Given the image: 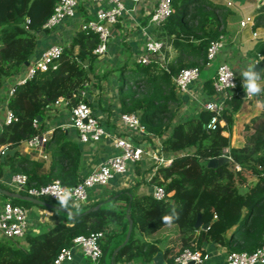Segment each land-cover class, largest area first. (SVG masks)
<instances>
[{
  "label": "trees",
  "instance_id": "1",
  "mask_svg": "<svg viewBox=\"0 0 264 264\" xmlns=\"http://www.w3.org/2000/svg\"><path fill=\"white\" fill-rule=\"evenodd\" d=\"M54 3L55 0H0V87L33 53L38 32L44 29L42 24L51 14ZM228 7L224 0H172V11L162 23L176 48L175 61L169 60L165 68L159 57L150 53L148 62L133 60L119 66L121 111H137L147 130L161 137L162 150L173 154L172 162L157 167L149 179L150 183L164 188L165 197L130 194V188H121L111 196L117 195L123 200L122 204L107 206L102 203L105 199H99L92 204L101 202L97 209L84 212L86 205L68 203L67 208L77 214H68L56 206L36 204L47 210L52 224L38 232L27 230L22 237H0V264H53L58 250L70 245L75 235L107 229L106 240L101 244L102 253L96 262L105 264L104 252H112L125 237L127 212L133 220L131 235L116 251L114 262H150L165 241L168 243L163 251L165 264H174V257L183 248L201 250L203 242L229 245L237 238L239 242L230 252L252 251L264 241V91L254 95L261 102V111L244 125L245 142L240 147L229 146V138L223 134L241 102L239 93L227 94L225 100L229 106L223 107L220 114L225 124L215 129L206 128L211 112L204 108L197 116L176 118L180 99L172 76L181 67H200L206 62L209 41L225 32ZM98 40L94 31H77L70 43L63 46L54 64L37 71L24 83L15 84L6 104L17 119L2 125L0 145L13 148L45 132L46 112L57 98L63 97L70 108L81 100L87 101L80 91L89 80L91 67L87 63L100 55L93 52ZM183 54L190 59L183 58ZM129 83L131 87L124 88ZM204 88L209 94L214 92L212 79L205 81ZM234 88L244 91L240 84ZM261 88L264 89V84ZM67 145L72 147L71 151L59 154V160L66 161L67 166L57 163L56 174L39 172L40 160H26L30 166L20 167L15 162L18 151L8 155L10 168L25 173L30 184H42L54 178L73 184L78 181L76 172L72 171L73 163L78 164V151L73 152L67 140H61L55 151ZM226 147L230 158L208 166L207 160L222 155ZM236 164L240 166L238 169ZM3 165L0 162V176ZM245 185L243 191L241 188ZM0 186L10 188L2 183ZM0 198L25 207L35 204L3 194ZM41 198L55 205L52 198ZM55 201L59 204V200ZM173 209L175 215L166 223L163 217L173 215ZM198 213L206 228L195 226Z\"/></svg>",
  "mask_w": 264,
  "mask_h": 264
},
{
  "label": "crops",
  "instance_id": "2",
  "mask_svg": "<svg viewBox=\"0 0 264 264\" xmlns=\"http://www.w3.org/2000/svg\"><path fill=\"white\" fill-rule=\"evenodd\" d=\"M123 1L128 10L110 26L111 34L106 52L100 54L94 61L87 63L90 64L91 69L89 70V80L84 87L86 92L84 96L93 113L101 120L105 129L111 135L125 134V129L118 119L119 113L122 112L118 97V88H120L121 82L118 74L120 71L119 66L123 62L129 64L130 61L137 60L138 56L146 53L145 42L147 34L163 43L161 51L166 63L171 59L175 61V55L177 54L176 48L172 46V38L168 36L163 23L156 25L149 22L150 14L158 0H140L136 3H132L131 0ZM224 1L229 6L225 17V32L222 33L225 38V45L213 60H206L205 63H201L198 78L189 85L187 90L181 91L175 87L176 95L180 99L176 115L179 120L197 116L200 110L203 109L202 104L204 101L218 97L216 92L207 93L204 83L206 80L212 79L219 61L226 60L231 64L236 73L238 85L243 84L241 74L250 65L257 67L258 70L264 69V0ZM104 5L105 3L103 2L93 0H77V7L73 16L63 19L52 28H44L38 32L37 43L29 59L15 74L6 78L0 87V129L4 124L7 109V92L26 70V67L47 46L55 43H60L63 46L69 44L75 33L82 30L81 24L90 18L97 8ZM245 16H250L252 20L242 26L240 21ZM183 58L190 59V56L183 54ZM160 62L162 64L161 60ZM259 83L260 85L264 84V74L261 75ZM128 86L125 85L124 88ZM234 92L240 94L241 102L233 113L231 124L227 125L223 134L228 136L229 146L240 147L245 142L244 125L253 116L259 114L261 102L254 96H244V91L240 92L237 88H230L227 94ZM228 106L229 103L225 100L224 107ZM219 124H225L221 117ZM43 125L48 140L43 145L41 152L28 147L25 142L16 146L12 154H7L3 160H0V162L4 163L0 183L9 185V179L14 171L10 168L8 155H13L16 151H18V154L15 162L20 167L30 166V163L26 162V160H40L42 163L38 166L39 172L56 174L59 171L57 163L67 166L66 161L59 160L61 158L59 154L69 153L72 147L67 145L61 148L60 151H55V149L59 146L61 140H67L73 146V152L76 149L79 153L78 164L76 165L74 162L72 170L73 174L76 172L78 180L115 151L110 138H103L98 142L81 141L77 129L71 125L70 107L62 100L52 103L46 112ZM154 140L151 137L143 140L146 149H151L154 146ZM228 149L226 147L224 150ZM22 159H25V162ZM53 163L56 164L52 166ZM152 166L153 164L145 157L140 162L130 165L123 174L116 175L110 179L107 185L91 188L88 201L83 204L86 205L84 210L93 206L92 204L99 199H105L102 203L107 206L122 204L123 200L119 199L117 195L111 196L112 192L121 188H130V194H149L153 186L149 179L156 171ZM241 189L244 191L246 185ZM1 202L2 199L0 198V205ZM97 204L100 205L101 202ZM26 208L29 214L28 231L38 232L45 230L52 224L47 218L46 209L36 204ZM110 224L111 226L114 225L113 222ZM116 228L118 231L121 230L120 227L116 226ZM120 236H117V238ZM238 242L237 238L231 240L229 245L221 244L217 241L203 242L200 248L207 255V258L200 264H227L226 256L228 251L236 246ZM167 244L166 241L161 242L160 250H158L162 254L161 264L166 262L163 251ZM111 253L108 251L104 252L105 264L114 262ZM90 262L84 254L75 250L72 259L63 261L61 264H90ZM114 263L156 264L153 257L147 263H139L133 260H118Z\"/></svg>",
  "mask_w": 264,
  "mask_h": 264
},
{
  "label": "built area",
  "instance_id": "3",
  "mask_svg": "<svg viewBox=\"0 0 264 264\" xmlns=\"http://www.w3.org/2000/svg\"><path fill=\"white\" fill-rule=\"evenodd\" d=\"M105 3L104 6L97 8L95 13L85 20L81 27L85 30H91L98 34V42L93 48L96 54L106 52L110 38V26L115 23L119 16L128 10L123 0H93ZM132 3L140 0H131ZM77 0H55L51 14L42 24L43 28H52L60 21L75 14ZM172 11V0H158L155 8L150 14L149 22L152 24L162 23ZM250 16L241 19L240 24L243 26L251 21ZM256 34V32H254ZM225 45L223 34L217 38L211 39L206 47L207 61L213 60L219 51ZM163 43L156 40L149 34L145 42L146 53L137 57L141 62L149 61V54H156L166 68V60L162 54ZM63 51V45L55 43L44 48L41 53L26 67V70L20 75L17 81L12 84L7 92V99L15 90V84L24 83L30 79L37 71L46 70L50 65L59 58ZM200 68L196 65L181 67L173 76L172 80L178 90L185 91L189 85L198 78ZM231 73V83L234 87L238 84L236 73L231 64L226 60H221L216 66L215 73L212 77L214 92L217 94L216 99H208L202 104L204 109L211 112V116L206 122V128L215 129L220 123V114L225 106V98L230 88L225 81V76ZM85 89L80 91L82 96L85 95ZM244 96L246 92L244 91ZM250 97V96H248ZM60 100L67 103L63 97L57 98L54 103ZM16 116L7 107L4 117V123H10L16 120ZM118 119L125 129L124 135H111L101 120L93 113L91 106L87 101L81 100L70 108L71 125L77 129L79 139L83 142H98L103 138H110L115 151L105 160L100 162L89 173L73 184H64L60 179L54 178L51 181L42 184H30L25 173L14 172L9 179L8 186L12 190L41 198L47 196L58 200L60 195L65 192L69 195L68 203L73 206L85 204L88 201L89 191L95 186H105L110 179L116 175L123 174L130 165L140 162L147 158L153 168L162 165H168L172 162L173 154L165 153L161 147V137L147 130L137 111H122ZM37 124V120H33ZM153 138L154 146L146 149L143 140ZM48 140L45 132L35 134L25 141L28 147L41 152L43 145ZM9 148L6 144L0 145V154ZM224 150L222 155L230 158ZM240 166L236 164L238 169ZM153 175V174H152ZM150 194L160 199L165 197L164 188L157 184H152ZM29 227V214L25 206L12 203L9 199L3 200L0 205V237L17 238L22 237ZM107 229L90 231L88 233H79L72 239L68 246H62L53 258V264H61L66 260H71L75 250L84 254L92 264H96L102 253L101 244L106 240ZM207 255L200 249L183 248L175 257L174 264H200ZM227 264H264V241L252 251L238 250L230 251L226 256Z\"/></svg>",
  "mask_w": 264,
  "mask_h": 264
},
{
  "label": "water",
  "instance_id": "4",
  "mask_svg": "<svg viewBox=\"0 0 264 264\" xmlns=\"http://www.w3.org/2000/svg\"><path fill=\"white\" fill-rule=\"evenodd\" d=\"M41 117L38 116V119H40ZM16 147L14 148H6L1 154H0V160H3L4 157L7 154H12L15 151ZM227 159V156L224 155H220L218 157H211L207 160V165L208 166H215L217 163H221L223 161H225ZM0 194H3L5 196H7L8 198H20V199H24V200H28L31 201L35 204H40V205H45V206H56L57 208L63 210L64 212L68 213V214H77L74 211H72L71 209L67 208V207H62L60 204H50L49 202H47L46 200L42 199V198H37L35 196L29 195V194H24L9 188H5L0 186ZM99 207V204H95L87 209L84 210V212H89L91 210L97 209ZM127 219H128V226H127V230H126V234L125 237L123 239V241L121 243H119L112 251L111 256L112 258L114 257L116 251H118L120 249V247H122L129 239L130 235H131V231H132V227H133V220L130 216V214L127 212L126 214ZM195 226H201L202 228H206L207 224L202 222L201 219V215L200 213H198L197 215V219L195 222ZM107 252V250L105 251ZM153 260L156 264H161L162 263V254L160 251H157L154 256H153ZM111 264H115L114 262H112Z\"/></svg>",
  "mask_w": 264,
  "mask_h": 264
},
{
  "label": "clouds",
  "instance_id": "5",
  "mask_svg": "<svg viewBox=\"0 0 264 264\" xmlns=\"http://www.w3.org/2000/svg\"><path fill=\"white\" fill-rule=\"evenodd\" d=\"M262 74H264V69L258 70L257 67L251 65L242 72L241 74L243 79L242 87L246 92L247 96L259 95L262 91H264V89L261 88V85L259 83ZM224 79L228 84V86L234 87V84L231 83V73L226 75ZM58 200H59V204L62 207H68L69 195L67 192H65L63 195H60L58 197ZM174 215H175V210L173 209V215H165L163 217V220L166 223H170Z\"/></svg>",
  "mask_w": 264,
  "mask_h": 264
},
{
  "label": "rangeland",
  "instance_id": "6",
  "mask_svg": "<svg viewBox=\"0 0 264 264\" xmlns=\"http://www.w3.org/2000/svg\"><path fill=\"white\" fill-rule=\"evenodd\" d=\"M128 73H129V72H126L125 74L128 75ZM118 74H119V76H120L119 81H121V80H122L121 75H120L121 72L119 71ZM129 84H130V83H129ZM130 87H131V84L129 85V88H130ZM10 188H11V187H10ZM51 201H52L54 204H58L54 199H51Z\"/></svg>",
  "mask_w": 264,
  "mask_h": 264
}]
</instances>
